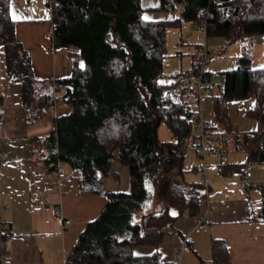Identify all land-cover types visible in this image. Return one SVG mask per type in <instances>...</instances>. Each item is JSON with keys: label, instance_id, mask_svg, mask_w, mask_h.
I'll return each mask as SVG.
<instances>
[{"label": "trees", "instance_id": "obj_1", "mask_svg": "<svg viewBox=\"0 0 264 264\" xmlns=\"http://www.w3.org/2000/svg\"><path fill=\"white\" fill-rule=\"evenodd\" d=\"M45 1L51 12L52 47L78 49L70 75L56 80L35 76L29 52L15 37L10 0H0V46L7 77L20 85L28 120L54 104L52 91L63 89L60 97L70 105L40 138L50 168L68 164L80 191L107 197L100 213L78 235L65 264H160L158 246L164 235L175 232L174 221L184 211L197 214L203 198L202 180L183 177L184 150L197 137L188 100L190 92L197 94L196 79L195 87L191 80L202 60L161 81L166 29L204 20L205 35L221 37L226 46L251 42L255 35L264 39V0H159L155 9H179L180 16L157 20L142 16L141 0ZM250 60L249 55H238L237 65L224 71L213 96L215 118L233 134L236 148L246 152L241 164L220 163L222 174L264 162V67L253 68ZM204 75L209 82L210 72ZM249 96L254 103L247 113L256 127L250 132L230 130L227 103ZM160 122L171 130L174 142L158 140ZM114 160L129 169L128 192L106 191L102 185ZM153 198L163 207L141 221L135 219ZM261 201L264 218V187ZM136 245L155 250L136 255ZM210 251V264L228 262L224 240L211 238Z\"/></svg>", "mask_w": 264, "mask_h": 264}, {"label": "crops", "instance_id": "obj_2", "mask_svg": "<svg viewBox=\"0 0 264 264\" xmlns=\"http://www.w3.org/2000/svg\"><path fill=\"white\" fill-rule=\"evenodd\" d=\"M44 1L10 0V15L15 21V37L29 52L35 76L56 80L70 75L72 57L78 49L52 47L51 12L45 10ZM158 3L159 0H141L146 19L175 16L174 12L155 9ZM250 64L252 66L251 60ZM62 91H52L54 104L34 121L28 120L21 102L20 85L7 77L0 46V100L6 108L0 139V150L6 155L5 162L0 164V217L7 225L4 243L7 255L0 264H65L66 256L86 223L96 217L107 202L103 194L80 191L68 164L62 163L58 170H52L46 162L48 150L40 138L53 128L55 116L70 110V105L60 97ZM252 125L249 122L247 128L241 130L231 122L230 130L250 132L254 129ZM221 139H214L221 153L220 150L209 152V157L217 156V161L205 169L208 189L205 191L203 185L199 212L190 215L184 211L176 218L175 232L164 235L158 246L160 264H172L178 250L180 264H210L211 238H220L226 243L229 258L226 264H264L261 201L264 162L251 163L253 168L247 164L241 171L222 174L219 164H241L245 155L234 157L232 153L245 152V149L236 148L234 138L229 145H222ZM246 170L251 172L254 185L242 181ZM102 185L106 191L128 192V167L114 160ZM65 219L69 223L63 227ZM154 250L151 245L132 248L136 255H148Z\"/></svg>", "mask_w": 264, "mask_h": 264}, {"label": "rangeland", "instance_id": "obj_3", "mask_svg": "<svg viewBox=\"0 0 264 264\" xmlns=\"http://www.w3.org/2000/svg\"><path fill=\"white\" fill-rule=\"evenodd\" d=\"M46 11H49V6L43 3ZM180 11L176 10L174 12V17H179ZM144 18H147L146 14H142ZM165 57L162 60V77L161 81H169L171 75L177 71H186L192 67L194 62L202 60L205 55V60L203 61L202 70L210 72V81L208 85V93L203 91L200 95V102L197 103V94L189 93V101L192 105H200L202 116L204 120L209 122V126L214 127L218 124L221 131L212 130L214 139H222L221 144L229 145L233 140L230 132L224 130V126H220L217 119L214 116L213 111V96L216 94L215 89L217 85H221L224 79V71L236 66L238 63V55L246 54L251 56V63L253 67H264V40L260 35H255L251 42L248 40H243L235 42L230 45H225L224 41L219 36H206L204 28L199 24H193L190 21H183L178 26H170L165 32ZM195 78L192 77L191 84H194ZM254 103V98L252 96L246 97L244 99H233L227 103V116L230 122L235 124L238 129L245 130L247 128V123L251 122L253 125L252 129L256 127V120L250 117L247 113L248 107L252 106ZM194 133L196 130L194 129ZM156 135L159 141L172 143L175 138L171 130L167 127L164 122H160L156 129ZM218 142V140H217ZM218 144V143H216ZM216 151L220 150L221 147L213 145ZM210 147H207L206 156V167L210 168L216 164V157H209ZM225 150V149H224ZM227 156H231L228 154ZM246 152L239 151L236 154L232 153V156L242 157ZM202 161L193 149L192 146H186L184 150V169L183 177L185 181H197L203 178L201 172ZM253 168V164H250ZM163 202L158 199H151L147 207L135 216V219L141 221L142 218L150 213L157 212L163 207ZM204 264H209L205 262Z\"/></svg>", "mask_w": 264, "mask_h": 264}, {"label": "built area", "instance_id": "obj_4", "mask_svg": "<svg viewBox=\"0 0 264 264\" xmlns=\"http://www.w3.org/2000/svg\"><path fill=\"white\" fill-rule=\"evenodd\" d=\"M204 23H205L204 20H202V22L199 25L204 27ZM204 60H205V55L202 59V64H201V66H200V68L197 71L196 76H195L196 91H197V99H196L197 103L200 102L201 93L203 91L208 93V91H209L208 86H207L209 84V82L205 78V75H204L205 71L202 70ZM186 85L188 86L189 82H187ZM192 114L195 118V122H194L193 126H194V129L196 130V133H197V137H196L194 143L192 144V147L202 161V164H201V172L203 175L202 181H203V185H204V190L207 191L208 179L205 175L206 156L208 154L207 147L209 146L211 149L213 148V150H210V152H212V153L216 152V149L213 146V145H215L214 137L212 136L211 133H212L213 129L218 130L219 127L218 126H214V127L209 126V124L204 120V118L202 116V111H201L200 105H197V106L193 105ZM5 121H6V108L3 106V104L1 103V100H0V139H1L3 129H4ZM5 160H6L5 153L0 150V164L5 162ZM250 176H251V172L249 170H246L244 176L242 177V181L248 185H254L255 182L250 179ZM0 208H1V204H0ZM68 223H69V220L65 219L63 221V227H65ZM6 228H7V225L2 221V219L0 217V263L7 255V250H6L5 244H4L5 243L4 233H5ZM179 258H180V251L178 250L176 252V260L172 264H180Z\"/></svg>", "mask_w": 264, "mask_h": 264}]
</instances>
